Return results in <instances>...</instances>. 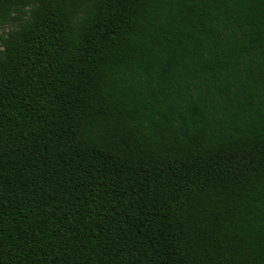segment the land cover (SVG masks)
<instances>
[{
	"label": "trees",
	"instance_id": "obj_1",
	"mask_svg": "<svg viewBox=\"0 0 264 264\" xmlns=\"http://www.w3.org/2000/svg\"><path fill=\"white\" fill-rule=\"evenodd\" d=\"M0 264H264V0H0Z\"/></svg>",
	"mask_w": 264,
	"mask_h": 264
}]
</instances>
